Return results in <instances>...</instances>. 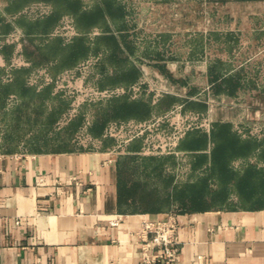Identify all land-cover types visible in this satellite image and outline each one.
I'll list each match as a JSON object with an SVG mask.
<instances>
[{"label":"rangeland","instance_id":"rangeland-1","mask_svg":"<svg viewBox=\"0 0 264 264\" xmlns=\"http://www.w3.org/2000/svg\"><path fill=\"white\" fill-rule=\"evenodd\" d=\"M12 1L0 0V151L168 157L161 169L123 164V171L143 191L142 208L180 211L187 205L181 189L190 191L206 176L211 191L222 188L211 172L216 121H229L241 138L264 145V0H116L122 13L89 28L80 27L72 0ZM80 2L82 10L104 0ZM26 21L33 22L31 30ZM110 35L119 43L117 56ZM79 40L87 51L74 60L50 50L58 42L63 56ZM28 44L45 56L28 54ZM132 68L136 74L128 76ZM19 69L35 91L5 89ZM228 78L235 83L224 82ZM183 79L200 89L189 91ZM122 100L148 107L126 115L115 107ZM194 131L207 134L204 147L184 146ZM261 150L235 156L230 165L264 171ZM202 152L207 158L194 160ZM239 189L229 184L228 203L239 204Z\"/></svg>","mask_w":264,"mask_h":264},{"label":"crops","instance_id":"crops-1","mask_svg":"<svg viewBox=\"0 0 264 264\" xmlns=\"http://www.w3.org/2000/svg\"><path fill=\"white\" fill-rule=\"evenodd\" d=\"M166 158L0 151V264H165L145 261L136 231L144 217L171 215L181 247L175 264H264V206L167 211L138 204L143 191L123 164L153 170Z\"/></svg>","mask_w":264,"mask_h":264},{"label":"trees","instance_id":"trees-1","mask_svg":"<svg viewBox=\"0 0 264 264\" xmlns=\"http://www.w3.org/2000/svg\"><path fill=\"white\" fill-rule=\"evenodd\" d=\"M14 1L12 2L15 4ZM69 2L72 5V8L77 11L78 22L82 28H89L94 24H102L103 22H106L107 14L118 16L122 13V7L116 2V0H104L103 3L98 2L93 7L82 10L80 9V0H72ZM32 23L33 22L26 21L25 24L28 30H31L33 26ZM107 38L114 46V50L116 49V52L114 51L113 55L117 56V46L119 43L116 37L110 35ZM55 43L56 44H51L52 47L50 50L53 54H60L58 56L61 57L62 61L67 62L69 60H74L80 52L87 51L85 41L79 40L73 43L69 50L62 56V51H60L58 47L59 43ZM26 50L28 54L40 57H44L46 54L39 46H33L31 44L26 46ZM24 72L25 69H19L13 85H5V89L9 90L10 88H14L22 89L23 91H35L32 87L25 85L23 78ZM127 74L128 76H134L136 74V69L132 68ZM224 82L235 83L233 80L231 82L230 78L224 80ZM48 91L49 88H47V92ZM167 97L169 98L168 100H171L173 96L167 95ZM115 107L118 108L119 111L128 115L137 114V112L147 110L148 105L143 101L122 100L117 102ZM211 133L214 141L212 147L211 172L216 173L222 188L211 191L208 188L209 176H206L198 182L191 184L192 187H190V191L187 189H181V192H183L182 198L187 205L180 211L264 206V171L257 169L256 166L249 165L246 166L243 172H240L239 170L233 169L230 165L233 157L248 155L253 150L260 147L262 149V155L264 156V145L255 138H241L240 135L233 130L232 124L229 121H216ZM206 142L207 134L197 131L189 133L183 141L184 146L187 148H202L206 145ZM194 157V160L199 162L207 158V153H197L194 154ZM197 162L195 163V166L197 165ZM157 164L159 165L160 162ZM231 183H236L240 188L238 191L240 198V201L238 202L239 204H234V202L228 203L227 201L229 195L228 186ZM213 201H220L222 203L227 202L228 205H214L211 203Z\"/></svg>","mask_w":264,"mask_h":264},{"label":"built area","instance_id":"built-area-1","mask_svg":"<svg viewBox=\"0 0 264 264\" xmlns=\"http://www.w3.org/2000/svg\"><path fill=\"white\" fill-rule=\"evenodd\" d=\"M136 233L144 251L145 261L165 264L177 262L181 247L179 223L175 217H144Z\"/></svg>","mask_w":264,"mask_h":264}]
</instances>
